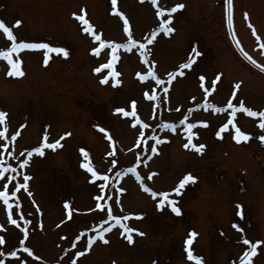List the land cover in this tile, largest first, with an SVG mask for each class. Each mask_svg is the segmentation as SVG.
<instances>
[{
  "label": "rangeland",
  "instance_id": "rangeland-1",
  "mask_svg": "<svg viewBox=\"0 0 264 264\" xmlns=\"http://www.w3.org/2000/svg\"><path fill=\"white\" fill-rule=\"evenodd\" d=\"M232 3L229 27L227 0H157L156 5L152 0H117L115 13L111 0H0V19L9 27L22 21L13 27L17 42H44L69 52L67 57L49 53L47 65L43 63L46 50L14 53L13 59L22 61L23 76L7 75L11 66L0 58V110L8 114L7 131L0 137V163L16 169L5 174L14 179H0V190L6 183L17 191L15 197L9 193L11 208L0 198V236L5 239L0 245L2 264H196L187 258L185 245L192 231L198 235L190 247L203 264H240L241 259L245 264L249 259L251 264H264V142L259 139L264 129L258 126L260 117L239 109L243 101L245 107L264 110V70L258 67L264 65V47L260 46L264 45V0ZM176 4L184 7L167 11ZM159 8L166 9L163 16L156 14ZM119 12L129 21L132 39L143 44L148 55L142 58L139 46L120 48L113 69L103 68L111 60L112 48L101 47L85 33V25L73 13L85 15L102 40L123 44L128 33ZM169 15L172 20L167 27L174 31L165 34L159 25ZM249 24L256 29L255 35ZM10 46L0 30V49ZM194 47L202 55L194 56ZM94 48L99 51L93 52ZM189 57L195 60L193 66L180 69ZM153 61L163 85L137 75H145ZM113 70L120 75L109 76ZM179 71L185 74L180 76ZM169 72L177 73L171 83ZM200 75L205 77L203 86ZM217 75L221 78L213 91L211 81ZM104 76H109L108 83H101ZM146 92L154 93L156 99L149 100ZM132 100L136 101L135 116L114 111L123 107L132 112ZM229 100L237 106L235 117L227 106ZM185 117L187 123L196 125L191 130L197 133L192 142L205 145L202 152L183 147L188 130L187 123L180 121ZM229 119L250 134L248 141L237 142L232 125L216 136ZM166 123L176 130L163 127ZM45 133L49 143L64 133L71 135L61 140V147L45 148L43 156L33 153L29 158L27 152L40 146ZM81 148L89 153L87 159ZM24 159L29 164L21 168ZM82 163H91L100 176L94 181ZM130 167L142 179L129 173ZM187 174L197 179L179 193L173 192ZM24 175L30 177L28 189L14 188L23 183ZM103 175H108V181ZM144 186L168 192L180 214L167 202L158 208L163 197H153ZM98 195L100 201L95 199ZM97 202L105 208L97 209ZM109 207L113 216L141 214L121 224L144 235L132 233L129 243L128 234L109 218ZM11 219L17 224H11ZM105 227L111 228L104 233L108 243L97 238L89 249L88 239ZM245 237L251 243L261 241L251 257L245 256L251 251V243H243Z\"/></svg>",
  "mask_w": 264,
  "mask_h": 264
},
{
  "label": "snow or ice",
  "instance_id": "snow-or-ice-1",
  "mask_svg": "<svg viewBox=\"0 0 264 264\" xmlns=\"http://www.w3.org/2000/svg\"><path fill=\"white\" fill-rule=\"evenodd\" d=\"M111 3H112V6H113L112 7V11L114 13L117 12L118 11V9L116 8L117 0H111ZM152 3L154 5H156L157 4V0H152ZM183 7H184L183 4H176L171 9H167V11H169L170 13H174V12L177 11V9H181ZM227 8H228V24H229V27H231L232 23H233V17H232L233 3H232V0H227ZM81 11L83 12L84 10L81 9ZM165 11H166V9L159 8V10L157 11L156 14L158 16H163ZM119 15H120L121 18H123V22H124L123 30L126 33H128V41H127V43H123V44L114 43L112 41L102 40L101 36L97 35V33L95 31H93V24L90 23L89 20L85 18V15H77L76 13H73V16H76L77 20L79 22H81L83 25H85V27L83 28V31L85 33H90L93 37H95L96 41L100 42L101 47H103V46H105L107 44L108 46H110L112 48L111 60H109V62L106 65H102L101 67H103V68L113 69L114 63L119 59V57L116 54V51H117V49H120V48H123V49H126V50H130V46H139V48L141 49L140 56L143 58V57H147V55H148V50L145 49L144 45L140 44L139 41H137L135 39H132V34H131V31H130L129 21H128L127 17L125 16V14L123 12H119ZM244 15H245V19H248V14L245 13ZM171 20H172V17H171V15H169L168 18L164 19L159 25V28L161 30H163V32L165 34H168V33H171V32L174 31L173 28L167 27V25L170 24ZM21 23H22V21L16 20L14 25H13V27H17V26L21 25ZM13 27H9L5 23V21L3 19H0V30H2L3 33L6 35L7 39L11 41V46L8 47L6 50L0 49V58H3L4 60H6L7 63L11 66L10 69L6 73L7 75H9V76H23L24 75V72H23L22 67H21L22 61L19 58L13 59V54L14 53H19L21 50H40V49L46 50V51H44V59H43V63L45 65H47L49 63V53H63V55L65 57H67L69 55V52L65 48H63V47H54V46H52L49 43H44V42H24L23 40H21L20 42H17V37L13 34ZM249 27L252 28V32L255 35L256 34V29L251 24H249ZM151 35H152L153 38H155L156 35H157V32L153 31L151 33ZM257 39H259V37H257ZM151 42L152 41L149 40V43H151ZM260 46L264 47V45H260ZM92 51L93 52H98L99 50L94 48V49H92ZM192 53L194 54V56H197V57L202 55V53H200L198 51V49L195 48V47L192 49ZM245 55L248 56L247 53H245ZM248 59L251 60L252 58L250 56H248ZM145 62H147V61H145ZM194 63H195V60L192 57H189L186 63H182L180 65V69H190L193 66ZM253 63H255V61H253ZM154 67H155V61L152 62V67H150L148 69V71H147V73L145 75H141L140 73H137V75L140 77L141 80H146L149 77H151V78L155 79L158 84L163 85L165 83V81L161 80L157 76V73L154 71ZM258 67H260L262 70H264V65H258ZM95 71L96 72H100L101 68H96ZM184 74H185L184 71H179V75L180 76H183ZM119 75H120V73L115 72L114 70L109 73V76H119ZM176 75H177L176 72L167 73L168 82L171 83L172 79ZM109 76H104L101 79V83H108L109 82ZM220 78H221L220 75H217L211 81L212 90L213 91L215 90L216 84L220 80ZM199 80L201 82V86H203V82L205 80V77L203 75H200L199 76ZM115 84H120V80H115ZM239 86L240 85L237 84L235 87L238 89ZM164 91L167 92L168 89L165 88ZM204 91H205V94H207L209 90L207 88H205ZM145 95L148 96L149 100H155L156 99V96H155L154 93L149 96L148 93L146 92ZM233 95H235V93ZM193 99H195V98L193 97ZM227 106H228V108H230L232 110V116L235 117L236 111H237V106L234 105L231 100H229ZM131 107H132V112L125 111V109L123 107H118L114 111L116 113H122L124 116H129V115L135 116L136 115V101L135 100L131 101ZM197 107H199V105H197ZM211 107L215 108V105H211ZM239 109H241L243 112L247 113V115L250 116V117H260L261 119L259 120L258 126H259L260 129H264V110L255 111L252 108L245 107L243 101H241L239 103ZM216 111L219 112V111H222V109L216 108ZM7 115L8 114L5 111L0 110V125L3 126V129L0 130V137H4L5 133L7 131V127H8V124H7V121H6ZM180 123H181V125L186 124L187 123V117H185L183 120H181ZM229 125H232L234 127V129H235L234 139L237 142L248 141L250 139V134L245 132V131H242L240 127H236L235 124H234V121L232 119H229V121L227 123L222 125L220 130L215 133L216 136L217 137H221L222 133L224 131L228 130ZM205 126H207L206 122H205ZM96 127H98L99 130L102 133L105 132V129L103 127H100L99 125H96ZM145 127H147V125H145ZM163 127L170 128L173 131L176 130L175 125H172V124H167L166 123V124L163 125ZM194 127H196L195 124L187 123L188 142L185 143L183 145V147L186 148V149L191 147V148H193V149H195V150H197L199 152H202L203 149L205 148V145H203V144L197 145V144H194L192 142V138L197 135V133L191 131ZM18 134L19 133H17V135ZM69 135H71V134L70 133H64V135L61 136L60 139H57L54 142L49 143L48 142V135H47V133H45V135L43 137V142L40 144V146L33 147L30 151L27 152V156L29 158H31L33 156V153H36V154H39L40 156H43L45 148H47V149H56L58 147H61V140H63L65 136H69ZM141 135H143V133H141ZM11 139L15 140L16 139V135H13L11 137ZM108 139L111 140V136H109ZM259 139H260L261 142H264V135L259 136ZM160 142L161 141H159V140L157 141V143H160ZM2 147L7 148L8 145L7 144H3ZM151 151L153 153H155L157 151V148H156L155 145L151 146ZM80 152L83 154L85 159L88 158L89 153L84 148H81ZM8 154L12 155L11 152H9ZM28 164H29V160L28 159H24V160H22L20 162V167L23 168V167L27 166ZM81 167L87 169V171L91 173L92 178H93L94 181L96 180V178L98 176H100V173H98L97 171H95L93 169L91 163H82ZM10 170L13 171V172L16 171V169L13 168L11 164H8L7 166H4L2 163H0V179H8V180L14 179L13 177H5V174L7 172H9ZM127 171L129 173H136V169L134 167L128 168ZM136 178L138 180L142 179L139 176L138 173H136ZM29 179H30V177L28 175H24L23 176V183L14 184V188L27 190L28 189V181H29ZM102 179L104 181H108L109 177H108V175H103ZM149 179H151V176H149ZM196 179L197 178L195 176H193L191 174H187L182 179H180L179 184L177 185L176 188L172 189V191L176 192V193H179L185 187L186 184H188L190 182H194ZM104 188H105V185L101 184L99 190L103 191ZM144 190L146 192L151 193L153 197H156V196L163 197V199H160L158 201V203H157V207L158 208H162L165 205V203L167 202L171 206V210L174 213L180 214L181 209L176 206L177 205V201L174 200V199L173 200H169L168 199V197H169V193L168 192H159L158 193V192L153 191L151 188H149L147 186H144ZM120 191L123 192L124 189L120 188ZM9 193L11 194L12 197L17 196V191L10 190L8 188V185L5 183L3 185V190H0V198H2L3 203L5 205H8L9 208H11V205L9 204ZM28 195L30 196L31 193L29 192ZM95 199L97 201H100L101 200V196L98 195ZM116 202L119 203L118 200ZM64 207L66 209H69L70 208L69 202L65 201ZM238 207H239V205H238ZM96 208L103 210L105 208V205L97 202L96 203ZM107 213H108L109 218L110 219H114L116 221V224L120 225L124 229V233L128 234L126 239L128 240L129 243L133 242L132 233L137 232L139 235H144V233L139 232L138 229L131 228V227L127 226V225L121 224V220H128L129 216H131V215H136L137 218H139L141 214H129V215H125L123 217H121V216H113L111 207H109L107 209ZM238 214L241 215V216L243 215L242 212H240ZM69 216H71V212H69ZM10 222L13 225L17 224V221L15 219H11ZM232 226L234 228H236L238 231L243 232V228H241L240 225L234 223ZM109 231H111V228L110 227H105L102 232H97L95 236L89 238L88 241H87L89 249L91 248V246L93 245V242L97 238H99L104 243H108V240L105 239L104 233H107ZM25 235H27V231H25ZM197 235L198 234L195 231H192L190 233L189 237L187 238V240L185 241L186 251H187V258L190 261H196V264H203L202 258L199 255H194L193 250L190 247L192 245V243H193V238H195ZM77 239H79V237H77ZM4 243H5L4 237L0 236V245H2ZM20 243H21V245H23V241H20ZM243 243L245 245H247V244H250L251 242L245 237V238H243ZM258 244H261V241L257 240L254 243H251V251L245 253V256L246 257H251V256L255 255ZM24 251L28 252L29 254H31L32 250L30 248L25 247ZM10 255L15 256L16 253L15 252H11ZM76 255L77 256H81V255H83V252H77ZM37 259H39V257H37ZM0 264H2V262H0ZM73 264H75V261H73ZM240 264H245V260L241 259L240 260ZM248 264H251L250 259L248 261Z\"/></svg>",
  "mask_w": 264,
  "mask_h": 264
}]
</instances>
